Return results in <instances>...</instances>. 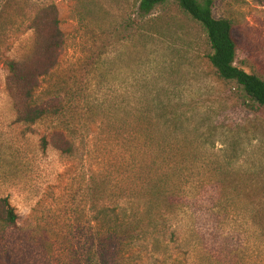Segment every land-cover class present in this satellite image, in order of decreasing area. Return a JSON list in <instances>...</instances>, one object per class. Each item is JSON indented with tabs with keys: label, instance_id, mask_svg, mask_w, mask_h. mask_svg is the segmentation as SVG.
<instances>
[{
	"label": "rangeland",
	"instance_id": "374dc122",
	"mask_svg": "<svg viewBox=\"0 0 264 264\" xmlns=\"http://www.w3.org/2000/svg\"><path fill=\"white\" fill-rule=\"evenodd\" d=\"M139 2L0 0V201L16 216L0 264H97L120 224L136 239L114 264H264V107L217 77L175 2L147 16ZM212 16L232 24L235 65L264 80V0H213ZM43 17L62 47L33 104L60 113L27 125L5 63L32 57Z\"/></svg>",
	"mask_w": 264,
	"mask_h": 264
},
{
	"label": "trees",
	"instance_id": "16d2710c",
	"mask_svg": "<svg viewBox=\"0 0 264 264\" xmlns=\"http://www.w3.org/2000/svg\"><path fill=\"white\" fill-rule=\"evenodd\" d=\"M175 2L180 10L199 24L204 31L211 54L208 57L209 64L217 77L224 81L233 82L244 94V96L258 107H264V80L258 76L245 71L235 65L236 44L232 36V24L226 19H215L212 16L213 0H140L138 11L142 16H147L155 7ZM46 17L38 18L33 30L35 41L32 57L25 62L7 61L6 91L11 100L13 111L19 123L32 125L47 116H56L60 113L55 105L38 106L33 104V92L37 87V80L46 76L56 65L58 53L62 47L61 33L56 29L46 27ZM61 137V136H60ZM61 153L71 151V146L66 141L60 140L54 144ZM143 168V165H138ZM150 181L147 180L141 185L145 188ZM167 185H165L166 187ZM163 186L152 187V190L161 194L155 195L152 200L160 201V204L174 205L176 200L175 189H164ZM151 192V191H150ZM178 202L175 201V204ZM0 226L11 228L15 225L16 216L13 209L5 200L0 201ZM122 224L115 228V238L112 249L105 248L101 244L98 252L97 264H114L116 262L110 252L118 253V246L127 247L135 239L133 234L122 239ZM118 232V233H116ZM136 234V233H135ZM108 239L106 240L107 243ZM104 243V242H102Z\"/></svg>",
	"mask_w": 264,
	"mask_h": 264
}]
</instances>
